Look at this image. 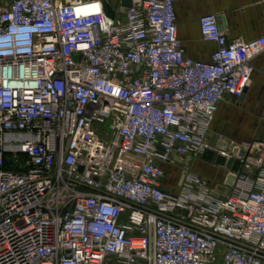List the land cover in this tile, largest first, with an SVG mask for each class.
Segmentation results:
<instances>
[{"label":"built area","instance_id":"built-area-1","mask_svg":"<svg viewBox=\"0 0 264 264\" xmlns=\"http://www.w3.org/2000/svg\"><path fill=\"white\" fill-rule=\"evenodd\" d=\"M121 1L110 20L103 0H0V264H264V144L208 140L264 35L228 40L203 15L217 48L199 62L182 0ZM219 156L239 163L221 182L191 170Z\"/></svg>","mask_w":264,"mask_h":264},{"label":"crops","instance_id":"crops-1","mask_svg":"<svg viewBox=\"0 0 264 264\" xmlns=\"http://www.w3.org/2000/svg\"><path fill=\"white\" fill-rule=\"evenodd\" d=\"M175 14L178 40L185 54L199 62H209L211 53L217 48L215 44L201 39L199 19L203 15H217L228 40L248 41L264 35V2L258 0H182L175 4ZM251 65L254 72L244 95L239 100L226 97L218 104L210 130L211 144L217 141V134H223L224 138L235 142L255 140L264 144V52L255 57ZM233 101L236 105L243 102L248 108L245 110L248 117L246 122L253 124V138L243 137L239 129V115L242 113L238 112V107L230 104ZM232 121L238 125L230 129L227 123ZM195 161H199L197 163L202 168L208 165L199 159Z\"/></svg>","mask_w":264,"mask_h":264},{"label":"rangeland","instance_id":"rangeland-1","mask_svg":"<svg viewBox=\"0 0 264 264\" xmlns=\"http://www.w3.org/2000/svg\"><path fill=\"white\" fill-rule=\"evenodd\" d=\"M234 103H235L234 101L230 102V104L232 106L238 107V109H239L238 112L239 113H242V115H239V119L241 120V121L239 120V122H240L239 123V129L242 131V134H244L243 137L246 138V139L253 138L252 134L255 133V129L252 127L253 124L249 123V122H246L248 117L245 115V110H247L248 108H246V106L244 105L243 102H241V103L239 102L237 105L234 104ZM243 113H244V115H243ZM234 118H236V117L234 116ZM227 124L229 125L228 127H230V129H232V127H236L238 125V124L233 123V121L231 123L228 122ZM210 130H211V128H210ZM210 134H211V131H210ZM210 134H209V138H210ZM219 136L223 137L224 135L223 134H217L216 138H218ZM208 140H209V143H210L211 142L210 139H208ZM194 162H195V165H194ZM197 162H199V161L193 160L190 163V166L192 168L191 170L193 172H195L196 174H199V175H201L203 177L210 178V179H212L214 181H217L219 179L218 182H221V180L223 178V175H222L223 174V171H222V167L223 166L222 165L217 164L215 161H213V162L203 161L205 164H208V165L205 166L204 168H202V167H200L201 165H199ZM166 172L172 174V178H171L170 181L176 182V180H177V178H178V176H179V174L181 172V168H179L177 166L166 167Z\"/></svg>","mask_w":264,"mask_h":264},{"label":"water","instance_id":"water-1","mask_svg":"<svg viewBox=\"0 0 264 264\" xmlns=\"http://www.w3.org/2000/svg\"><path fill=\"white\" fill-rule=\"evenodd\" d=\"M141 5H142V0H122L119 11H120V13H125L128 8H130V7L140 8ZM103 6H104L105 15L110 20H113L114 19V11H113L112 7L110 6V4L107 2V0H103ZM218 147L219 148H225V144H223V143L218 144ZM239 154L243 155V152H239ZM202 157L209 161L213 157V152L210 150H206L203 153ZM215 162L219 165H222V166L225 165L226 168H231L232 170H237L238 165H239L238 161L233 162L232 160H229L228 162H225V159L220 157V156L216 157ZM183 179H184V174H182V176L179 180V185H181ZM232 179H233L232 176L228 177L226 180V184H230L232 182ZM217 190H218V192L224 194L226 192V187L218 186ZM214 196H216L222 200L224 199V196H219L217 194H214Z\"/></svg>","mask_w":264,"mask_h":264}]
</instances>
